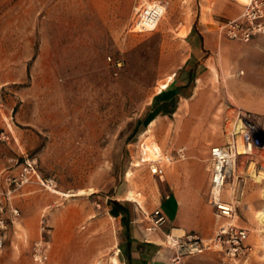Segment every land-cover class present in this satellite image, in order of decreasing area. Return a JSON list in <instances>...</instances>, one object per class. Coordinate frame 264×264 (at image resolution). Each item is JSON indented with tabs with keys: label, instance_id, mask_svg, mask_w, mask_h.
Returning a JSON list of instances; mask_svg holds the SVG:
<instances>
[{
	"label": "rangeland",
	"instance_id": "374dc122",
	"mask_svg": "<svg viewBox=\"0 0 264 264\" xmlns=\"http://www.w3.org/2000/svg\"><path fill=\"white\" fill-rule=\"evenodd\" d=\"M164 1L157 28L136 33L130 27L138 0H0V216L7 220L0 264H40L38 243L44 264H112L118 249L119 260L120 222L111 202L153 208L189 178L179 166L191 154L204 161L197 215L207 225L186 235L212 247L180 256L174 246V258L264 264V223L256 218L264 206V178H256L264 172V147L238 156L227 178L223 198L235 206L232 219L216 217L207 202L209 149L227 144L237 116H250L264 145V67L253 66L259 60L248 50L252 41L226 38L223 55L191 96L148 130L143 116L181 65L197 10L195 0ZM182 146L186 154L178 158ZM156 160L161 169L152 174ZM28 161L54 190L34 176L16 190L9 184ZM221 222L247 230L240 255L213 246Z\"/></svg>",
	"mask_w": 264,
	"mask_h": 264
},
{
	"label": "crops",
	"instance_id": "0c3cea01",
	"mask_svg": "<svg viewBox=\"0 0 264 264\" xmlns=\"http://www.w3.org/2000/svg\"><path fill=\"white\" fill-rule=\"evenodd\" d=\"M197 7L193 22L186 28V54L177 71L171 75L167 86L157 92L151 101V107L143 116V123L148 127L174 112L178 100L187 99L194 90V83L209 71L218 55H223L229 43L219 29V24L240 16L243 4L237 0H195ZM248 43V50L259 62L253 66L264 67V38L259 37ZM172 81V86L169 87ZM175 108V107H174ZM180 164V170H186L189 178L181 187L171 188L158 199L157 204L149 210L141 207L131 209L120 200L111 202L110 207L120 222V264H172L174 258L173 241L183 239L194 228H204L206 221L198 218V196L200 194L196 181L204 171V161L193 160V155ZM167 181V179H166ZM198 182V181H197ZM160 208L166 220L154 231H146L149 214ZM227 222H221L225 225ZM210 234L204 229L202 237ZM119 249L117 250L118 254ZM186 264H202L196 259H186Z\"/></svg>",
	"mask_w": 264,
	"mask_h": 264
},
{
	"label": "built area",
	"instance_id": "2783aa9c",
	"mask_svg": "<svg viewBox=\"0 0 264 264\" xmlns=\"http://www.w3.org/2000/svg\"><path fill=\"white\" fill-rule=\"evenodd\" d=\"M243 10L240 16L221 22L218 26L223 35L232 40L248 42L254 38L264 36V0H245ZM167 2L164 0H138L135 7V18L131 24L130 31L136 33H149L154 31L164 13L166 12ZM240 129L236 128L237 124L230 128L229 141L225 145H213L209 149L208 155V190L207 202L214 209V214L218 218L232 219L235 214V206L232 202L223 198V190L227 178L232 174L235 160L238 156L251 155L257 148L264 147L261 139L257 136V126L255 122L246 113L237 116ZM240 141V144H239ZM238 144L242 147L238 149ZM178 158H184L186 154L185 147L176 149ZM142 159V158H141ZM159 160V159H158ZM158 160L149 164V170L152 174L160 172ZM142 162H146L143 159ZM39 176L35 164L26 162L18 173L9 179V184L13 188L19 189L32 178ZM43 186L48 188L52 185V180L41 179ZM3 205L0 206V212H3ZM13 216L19 214L18 209L10 207ZM149 225L146 231L156 230L166 220L160 208L154 209L149 214ZM7 228V220L0 216V252L5 246V230ZM248 232L246 229L237 227L233 223L220 225L219 231L214 238L213 246L220 247L231 256L240 255L247 247L245 241ZM177 253L181 255H193L203 252L206 248L212 247L206 244L197 235L188 234L183 240H176ZM34 258L40 264H44L45 255L38 243L35 247ZM176 256L173 261H176ZM176 263L180 264V262ZM175 263V264H176Z\"/></svg>",
	"mask_w": 264,
	"mask_h": 264
},
{
	"label": "bare ground",
	"instance_id": "6f19581e",
	"mask_svg": "<svg viewBox=\"0 0 264 264\" xmlns=\"http://www.w3.org/2000/svg\"><path fill=\"white\" fill-rule=\"evenodd\" d=\"M61 106H62V105H61ZM59 108H60V107H59ZM154 121H155V120H153V121H151V122L149 123L148 130H149L150 128L153 127ZM236 124L238 125V126H236V128L240 129L241 126H240V124H239L238 121H236L235 125H236ZM239 144H240V141H239ZM239 144H238V149L241 150L242 147H241ZM138 166H139V162H137V161L133 162L132 167H138ZM131 175H132V170H131V168H130V169H128V170L126 171V178H130ZM259 177L264 178V172H259L256 178H259ZM54 189H55L54 187H52L51 185H48V190L51 191V190H54ZM92 192H93V189H91V188H90V189H83V190L81 189V190L79 191V194L92 193ZM135 197H140V198L143 200V198L141 197V195H140L139 193L136 194ZM256 218L258 219V221L264 223V206H261L260 209H258V210L256 211ZM227 223H230V222H227ZM225 225H226V224H225ZM173 246H176V240L173 241ZM116 254H117V251L115 252V255H113V256L111 257V262H112V264H119V260H118V258H117V256H116Z\"/></svg>",
	"mask_w": 264,
	"mask_h": 264
},
{
	"label": "trees",
	"instance_id": "16d2710c",
	"mask_svg": "<svg viewBox=\"0 0 264 264\" xmlns=\"http://www.w3.org/2000/svg\"><path fill=\"white\" fill-rule=\"evenodd\" d=\"M111 213H112L114 216H116V213H115L113 210H111Z\"/></svg>",
	"mask_w": 264,
	"mask_h": 264
}]
</instances>
